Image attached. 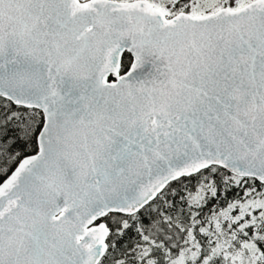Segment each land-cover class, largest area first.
I'll list each match as a JSON object with an SVG mask.
<instances>
[{
  "label": "snow or ice",
  "instance_id": "snow-or-ice-1",
  "mask_svg": "<svg viewBox=\"0 0 264 264\" xmlns=\"http://www.w3.org/2000/svg\"><path fill=\"white\" fill-rule=\"evenodd\" d=\"M0 264H264V0H0Z\"/></svg>",
  "mask_w": 264,
  "mask_h": 264
}]
</instances>
